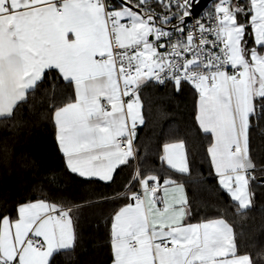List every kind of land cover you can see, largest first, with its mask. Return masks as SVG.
<instances>
[{
	"label": "snow or ice",
	"instance_id": "1",
	"mask_svg": "<svg viewBox=\"0 0 264 264\" xmlns=\"http://www.w3.org/2000/svg\"><path fill=\"white\" fill-rule=\"evenodd\" d=\"M199 2L0 0V119L48 84L43 116L65 172L111 188L130 170L110 193L75 199L37 183L11 211L0 196V264H54L75 250L82 220L104 218L110 197L120 200L106 219L111 264H264V248L242 250L225 214L191 222L184 141L140 164L143 90L187 85L210 172L235 213L264 189V159L253 154L254 133L264 140V0H213L195 17Z\"/></svg>",
	"mask_w": 264,
	"mask_h": 264
},
{
	"label": "trees",
	"instance_id": "2",
	"mask_svg": "<svg viewBox=\"0 0 264 264\" xmlns=\"http://www.w3.org/2000/svg\"><path fill=\"white\" fill-rule=\"evenodd\" d=\"M48 84L31 93L28 104L19 109L12 119H0V196L11 211L17 200L33 193V185L40 183L55 195L80 199L91 195L94 189L110 193L119 187L129 169L119 173L118 183L111 188L100 185H81L64 170L63 158L54 141V129L43 114L49 106L46 95ZM67 89L57 90L59 103ZM145 125L138 130L137 148L142 166L157 164L158 155L165 143L184 141L191 162V176L187 194L192 201L193 222L223 213L239 234L241 249L256 252L264 248V189L256 187L255 206L240 214L235 205L219 190L210 172L206 147L208 137L194 120V93L185 85L177 93L171 84L150 85L142 92ZM253 154L259 162L264 159V140L253 135ZM123 193H120L122 196ZM120 203L118 197H110L104 205L105 216L97 213L82 220L79 238L74 251L54 257V264H110L107 214Z\"/></svg>",
	"mask_w": 264,
	"mask_h": 264
},
{
	"label": "water",
	"instance_id": "3",
	"mask_svg": "<svg viewBox=\"0 0 264 264\" xmlns=\"http://www.w3.org/2000/svg\"><path fill=\"white\" fill-rule=\"evenodd\" d=\"M213 3V0H200L199 4L196 5L193 9V14L197 15L203 9L207 8L209 5ZM191 18H189L190 20Z\"/></svg>",
	"mask_w": 264,
	"mask_h": 264
},
{
	"label": "built area",
	"instance_id": "4",
	"mask_svg": "<svg viewBox=\"0 0 264 264\" xmlns=\"http://www.w3.org/2000/svg\"><path fill=\"white\" fill-rule=\"evenodd\" d=\"M213 4V3H212ZM212 4L211 5H209L207 8H205V9H203L201 12H199L197 15H194L195 17H199L206 9H210L211 8V6H212ZM189 24H191L192 23V19H190L189 21Z\"/></svg>",
	"mask_w": 264,
	"mask_h": 264
},
{
	"label": "crops",
	"instance_id": "5",
	"mask_svg": "<svg viewBox=\"0 0 264 264\" xmlns=\"http://www.w3.org/2000/svg\"><path fill=\"white\" fill-rule=\"evenodd\" d=\"M175 142H180V141H174V142H170V143H175ZM191 222H193V221H191ZM193 223H195V222H193ZM111 264V263H110Z\"/></svg>",
	"mask_w": 264,
	"mask_h": 264
}]
</instances>
